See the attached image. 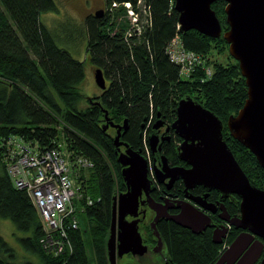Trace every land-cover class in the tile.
<instances>
[{
	"label": "trees",
	"instance_id": "obj_1",
	"mask_svg": "<svg viewBox=\"0 0 264 264\" xmlns=\"http://www.w3.org/2000/svg\"><path fill=\"white\" fill-rule=\"evenodd\" d=\"M103 1L108 8L113 2L135 7L138 0ZM142 1L149 24L138 35L125 37L128 27L116 20V11L122 9L111 20L106 8L101 18L92 13L84 19L86 60L103 71L106 82V89L92 98L98 105L86 100L77 88L85 77L84 63L59 48L53 32L40 20L43 14L57 12L55 1L0 0V217L26 235L18 241L40 264H90L88 248L95 264H108L106 240L113 198L125 185L113 138L104 130L105 113L113 122L126 120L128 128L120 140L145 155L154 123H172L178 102L190 97L218 117L223 140L238 165L254 187L264 189V169L226 127L228 117L237 115L247 97L237 62L230 56L233 62L226 64L215 58L214 54L227 52V43L222 36L214 39L194 30L179 33L171 0ZM225 5L221 0L211 4L222 32L228 30ZM176 35L185 50L205 60V66L195 68L187 78L180 77L165 52ZM11 137L36 143L41 150L60 148L71 154V160L80 156L92 163V168L82 169L76 178L81 196L76 202L77 216L85 221H78L77 230L68 231L70 254L66 251L54 257L41 249L38 213L26 192L15 189L6 174L4 143ZM164 155L172 164H179L176 154L169 151ZM156 229L166 248L161 264H215L223 246L237 236L232 231L216 245L211 230L196 235L164 220ZM144 231H149L147 226ZM14 254L0 236V264H17Z\"/></svg>",
	"mask_w": 264,
	"mask_h": 264
},
{
	"label": "water",
	"instance_id": "obj_2",
	"mask_svg": "<svg viewBox=\"0 0 264 264\" xmlns=\"http://www.w3.org/2000/svg\"><path fill=\"white\" fill-rule=\"evenodd\" d=\"M216 1L173 0V8L178 14L179 33L194 30L214 39L222 36L227 43L228 54L237 62L245 81L247 97L237 115L228 117L226 127L229 135L246 148L264 169V0H221L226 4L224 13L228 30L225 32H222L211 9V4ZM94 16L101 18L103 10L96 11ZM94 82L99 90L106 89L103 71L99 68L94 71ZM161 125L160 120L155 122L152 130ZM110 126L116 130L113 143L127 191L113 198L106 240L108 264H117L119 259L128 254L132 257L147 254L148 248L143 244L138 229L139 214L145 217V211L139 213L138 209L145 202L155 212L150 229L157 239L158 249L163 242L155 224L161 217H167L193 234L204 232L209 227L210 218L202 210L208 211L210 207L203 204L202 198L188 197L197 207L188 202H175L176 208L180 210L175 216L158 212H166L168 207L166 201L155 206L149 196L151 180L148 177V161L141 151L132 150L120 140L128 128L126 120L122 125L110 123ZM168 129L181 139L177 147L178 157L189 168L169 167L167 158L162 156L160 168L153 169L156 181L169 189L174 181L181 180L186 192L201 186L207 191H217L220 199L236 195L240 200L239 217L224 216V209L221 208L220 219L243 232L236 236L215 264H256L264 250V189L254 187L238 165L223 140L222 122L212 112L187 97L178 102L176 118L166 131ZM157 142L156 136L148 139L149 151L153 154L158 151ZM142 195L146 197L144 201H140ZM127 217L133 220L128 221ZM226 235L225 227H216L212 242L221 245ZM259 264H264V253Z\"/></svg>",
	"mask_w": 264,
	"mask_h": 264
},
{
	"label": "built area",
	"instance_id": "obj_3",
	"mask_svg": "<svg viewBox=\"0 0 264 264\" xmlns=\"http://www.w3.org/2000/svg\"><path fill=\"white\" fill-rule=\"evenodd\" d=\"M120 9L124 10L130 26L125 32L126 38L132 34H140V30L149 24V12L142 0H138L135 7L128 2H113L105 10L111 18ZM165 52L169 61L178 67L181 78H187L195 68L205 66V60L200 55L184 49L177 35L169 41ZM206 74L210 75L208 69ZM4 146L5 170L11 185L26 192L40 218L41 249L54 257L63 255L66 251L70 254L72 249L68 231L79 227L76 202L81 196L76 178L82 169L92 168V163L80 156L71 160V154L60 148L41 150L36 143L18 137L9 138ZM87 204L90 205L91 202L87 201ZM225 248L226 245L223 246V251Z\"/></svg>",
	"mask_w": 264,
	"mask_h": 264
},
{
	"label": "rangeland",
	"instance_id": "obj_4",
	"mask_svg": "<svg viewBox=\"0 0 264 264\" xmlns=\"http://www.w3.org/2000/svg\"><path fill=\"white\" fill-rule=\"evenodd\" d=\"M57 7V12L43 14L40 17L41 22L53 32L55 35V42L57 46L63 50H66L71 54V56L77 61L84 63V80L77 86L78 90L81 92L83 97L86 100H92L100 94V90L96 87L94 82V71L95 67L86 60V39L83 32L82 26L86 16L92 14L94 10H102L106 8L103 7V0H54ZM142 9V7H141ZM123 10V9H122ZM118 16L116 20L121 23V27L125 26L130 29L128 26V19L125 17L124 10L123 12L116 11ZM111 16L110 19H113L115 16ZM143 20V19H142ZM141 26L143 23L141 21ZM142 31V29L140 30ZM214 54V53H213ZM215 58L222 64H226L229 61L228 50L225 53L214 54ZM190 98V97H189ZM192 99V98H191ZM193 100V99H192ZM90 102V101H89ZM103 125L106 127L107 133L114 139L116 136V130L110 126V123L122 125V123H116L109 118L103 120ZM149 148V147H148ZM145 149L143 155L148 161L150 168V177L152 172L150 151ZM121 175V174H120ZM77 220L79 222L85 221V218L78 214ZM228 228V226H226ZM0 236L5 240V242L12 248L16 258V263L21 264L23 262H31L34 264H40L38 259L28 254L22 248L18 239L24 238L26 235L24 233L18 232L14 225L6 219L0 217ZM223 243V242H222ZM228 248L226 246L225 250ZM224 250V251H225ZM88 254L90 257V264H95L94 254L88 248ZM166 255V248L162 250L161 254L155 255L154 253H147L142 257H132L131 255H125L117 261V264H161L163 256Z\"/></svg>",
	"mask_w": 264,
	"mask_h": 264
},
{
	"label": "flooded vegetation",
	"instance_id": "obj_5",
	"mask_svg": "<svg viewBox=\"0 0 264 264\" xmlns=\"http://www.w3.org/2000/svg\"><path fill=\"white\" fill-rule=\"evenodd\" d=\"M97 10H94L93 14ZM161 122H162V125L160 127H158L156 130H152L151 133H148L149 138L151 136H156L158 138V142H157L158 151L154 154L150 152V158L152 161L151 163V166H152L151 174L152 175L150 177V173L148 172V177L151 180V192L149 193V196L151 200H153V204L155 206L156 204H160L166 201L167 207H168L166 212H163L162 210H158V212L161 215L175 216L179 214L180 212V210L176 208L175 202L183 201V202H188L196 206L188 197L202 198L203 204L206 207H210V210L208 211L202 210L201 208L198 207L210 218L209 227L206 230H211V232L213 233L214 228L225 227L227 229V235L223 241L227 239L228 235L232 233V231H236L237 236H238L240 233L243 232L242 230L234 229L228 223H225L220 219V215H221L220 209L221 208L224 209V213L222 215L228 216L229 218L239 217L240 200L236 195H230L224 199H220V194L217 191L215 190L207 191L205 188L201 186H196L193 189H190L186 192L183 182L181 180L174 181L169 189H167L162 183H158L156 181L155 176L153 174L154 173L153 169L160 168V157L165 156L164 153L166 152L171 151V153L176 154V157L178 158V161H179L178 162L179 164H176L177 162L175 164H172L167 159V163L169 167L189 168V166L186 163L182 162L178 157L177 147L182 142L181 139L173 132V130L168 129L166 131V128L170 126L171 123L169 124L163 121ZM176 139H179L180 142L176 143ZM120 150L123 151L124 148L121 147ZM126 191H127V188L125 187L124 191L120 193H125ZM145 199L146 197L142 195L140 201H144ZM142 211H145V217L142 218L141 214H139L138 216V219H139L138 229L142 237V242L148 248L147 253L151 252V253H154L155 255L161 254L162 250L165 248V244L162 241L163 244L160 247V249H158L157 239L153 235L152 230L150 229V224L155 217V212L148 208V204L146 202L143 205L139 206L138 212L140 213ZM127 220L131 221L133 219L130 217H127ZM163 220L170 221L169 219H167V217H161L157 220L156 224ZM145 226L148 227V230H149L148 232L144 231ZM226 226H228V228ZM148 234L150 235V237L148 236ZM263 253H264V250H263ZM263 253L256 264L260 263Z\"/></svg>",
	"mask_w": 264,
	"mask_h": 264
},
{
	"label": "crops",
	"instance_id": "obj_6",
	"mask_svg": "<svg viewBox=\"0 0 264 264\" xmlns=\"http://www.w3.org/2000/svg\"><path fill=\"white\" fill-rule=\"evenodd\" d=\"M103 4H104V5H103V7H104V6H105V2H104V1H103Z\"/></svg>",
	"mask_w": 264,
	"mask_h": 264
}]
</instances>
